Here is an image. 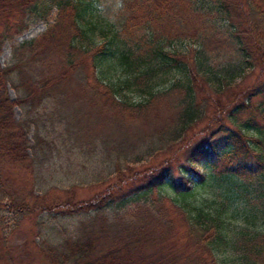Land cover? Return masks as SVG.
<instances>
[{
	"label": "trees",
	"instance_id": "obj_1",
	"mask_svg": "<svg viewBox=\"0 0 264 264\" xmlns=\"http://www.w3.org/2000/svg\"><path fill=\"white\" fill-rule=\"evenodd\" d=\"M191 10L193 17L202 16L204 27L191 36L200 42L196 51L168 50L164 39H156L149 31L150 43L142 52L140 46H130L120 32L106 34L109 30L99 21L90 0H0V51L5 41L27 27L28 16L46 18L54 12L45 32L13 44L11 64L0 66V264L2 244L8 245L6 263L17 264L10 246L23 220L53 210L44 193L35 192L38 183L33 176L37 170L34 154L48 151L41 133L47 129L46 113L41 111L47 101H74L65 95L66 89L79 81L76 75L84 73L87 90L83 97L93 100L90 102L115 100L132 111L148 106L156 111L153 100L176 90L182 92L177 120L165 124L166 142L170 134L187 135L205 115L197 99V83L199 89L210 88L209 94H221L237 77L257 67L263 73L252 97L235 100L231 106L228 120L233 127H226L230 123L223 121L214 129L217 138L192 144L188 165L180 163L177 175L166 168L146 178L129 196H112L109 191L73 206L67 202L68 211H81L87 219L80 223L76 237L64 238L57 245L41 243L37 259L39 264H264V243L259 242H264V229H256L255 224L256 218L264 220V0H202ZM99 34L105 39H96ZM112 74H117L115 81L109 78ZM9 82L16 98L8 93ZM162 82H169L168 87H158ZM244 112L247 116L238 122V115ZM87 128L80 126L77 132L95 130ZM63 131L75 132L70 128ZM201 163L211 169L223 210L207 208L205 201L195 197L194 187L207 178L193 167ZM28 176L34 177L32 186L25 181ZM102 199L106 201L100 204ZM163 200L183 217V232L190 241L196 238L194 243L200 244L206 256L193 259L198 253L181 249L174 241L175 234H167L164 225L170 220L148 210ZM252 200L257 208L249 206V225L236 228L237 232L229 230L226 206ZM122 210L127 211L121 214ZM32 222L36 227L43 221ZM223 243L235 251L233 255L218 257Z\"/></svg>",
	"mask_w": 264,
	"mask_h": 264
},
{
	"label": "rangeland",
	"instance_id": "obj_2",
	"mask_svg": "<svg viewBox=\"0 0 264 264\" xmlns=\"http://www.w3.org/2000/svg\"><path fill=\"white\" fill-rule=\"evenodd\" d=\"M90 1L94 5L99 21L105 25L104 28L109 30L106 32L107 35L118 31L130 46H140L142 52L149 46V31L155 33L156 39H164L166 49L171 51L190 54L195 48L200 47L199 40L191 39V36L194 33L197 36L204 28L203 23H200L202 16L193 17L191 9L197 8L202 0ZM53 15L54 12L46 18L38 15L28 16L26 18L27 27L15 34L11 40L3 43L0 51V66L5 67L11 64L13 44L39 37L53 22ZM221 34L223 36V32ZM103 35L99 34L96 39L104 40ZM222 48L223 44L218 49L220 54L223 52ZM76 54L79 53L75 52L74 55ZM262 54L264 56V51ZM188 61L191 66L192 59ZM262 73V69L257 67L244 74L243 77H237L221 94H209L210 88L201 86L199 89L200 85L197 83L196 89L199 94L197 99L200 108L206 112L205 115L188 131L187 135L177 137L170 134L166 142L164 138L167 135L163 134L166 129L165 124L175 123L177 120L176 117L178 118L181 109L179 103L182 92L176 90L173 94H164L153 100L151 105H155L157 112L152 106L132 111L115 100L112 103L90 102L93 100H88L86 95L83 97L87 90L84 88V73L76 75L79 81L76 85L68 87L65 95L74 101L63 103L58 100L57 102L47 101L44 103L46 104L45 110L41 111V113H46L43 119L46 120L47 129H41V133L48 143V151L44 154L37 153L36 156L31 151L30 154H34V163L37 166L33 174L38 183L35 186V192L44 193L47 205L53 210L32 214L33 216L31 215L28 221L23 220V227L16 232L15 236L13 235L10 246L17 264H39L40 260L37 257L40 256L38 250L41 243L57 245L64 238L76 237L80 223L87 217L81 211L75 212L74 209L68 211L67 202L73 206L80 200H91L109 191L112 196H129L134 188L144 184L146 178L166 168L172 169V172L177 175L180 163L188 165L187 152L192 144H198L197 142H203L205 139L217 138L213 133L214 129L223 121H225L223 124L230 123L225 125L226 127H233L228 120L232 115L230 110L234 105L233 102L235 100L240 102L242 99L247 101L246 96L252 97L254 87L262 78ZM101 74L103 75L102 72ZM113 75H109V78L115 81L117 74ZM10 83H8V93L11 98H16L17 92ZM168 85L169 82H162L158 87L163 89ZM97 95L93 97L95 100ZM132 95L134 94H128L133 99L138 98L137 95ZM15 115L16 117L20 115L18 107L15 108ZM244 116H247V112L238 115V122H241ZM83 125L88 127L86 130H89L90 126H93L95 130L89 133L82 132V134L77 132L78 128ZM104 125L108 126V130ZM67 128L75 132L63 131ZM205 130H207L206 133ZM212 133L214 136L211 135ZM31 134L29 137L34 142ZM117 142H120L118 147ZM193 167L199 173L204 172L207 175L203 183L194 187L195 197L200 202L205 201L207 208H221V198L216 195L218 188L212 179L211 169L203 163L193 165ZM34 177L28 176L25 180L29 186H32ZM117 188L119 190L116 191ZM156 195L154 193L153 198ZM105 201L106 199H102L100 204ZM157 203L154 202L147 208L158 218L170 220V224L164 227L166 226L168 235L175 234L173 238L179 247L192 249L194 253H198L192 257L193 259L199 260L206 256L207 253L201 251L200 244L194 243L196 238L190 241L186 232H183V217L170 206L168 201L163 200ZM252 205L257 208L254 200L248 204L240 202L238 205L228 204L226 206L229 207L226 210L230 217L225 223L229 230L234 232L239 230L240 226L249 225L246 218L251 210L249 206ZM132 208L134 207H130ZM126 211L122 210L121 214ZM34 219L43 222H37V226L33 227ZM255 224L256 229H264V220L256 218ZM259 242L264 243L262 240ZM223 245L224 243L220 246L222 251L218 253V257L223 256V253H228L229 256L234 254V250ZM1 248L2 264H7L4 251L8 245L3 246L2 244ZM208 256L211 255L208 254Z\"/></svg>",
	"mask_w": 264,
	"mask_h": 264
}]
</instances>
